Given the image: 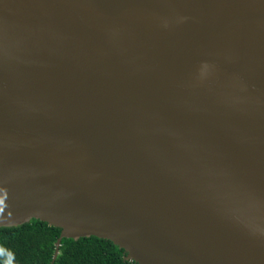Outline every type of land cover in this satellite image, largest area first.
I'll use <instances>...</instances> for the list:
<instances>
[{
    "label": "water",
    "instance_id": "obj_1",
    "mask_svg": "<svg viewBox=\"0 0 264 264\" xmlns=\"http://www.w3.org/2000/svg\"><path fill=\"white\" fill-rule=\"evenodd\" d=\"M135 264H264V0H0V228Z\"/></svg>",
    "mask_w": 264,
    "mask_h": 264
},
{
    "label": "trees",
    "instance_id": "obj_2",
    "mask_svg": "<svg viewBox=\"0 0 264 264\" xmlns=\"http://www.w3.org/2000/svg\"><path fill=\"white\" fill-rule=\"evenodd\" d=\"M60 229L38 220L15 228H0V264H135L111 242L95 237L62 239L56 258Z\"/></svg>",
    "mask_w": 264,
    "mask_h": 264
}]
</instances>
